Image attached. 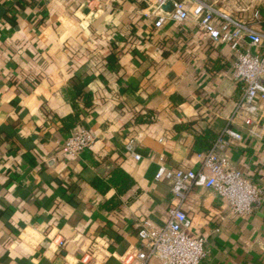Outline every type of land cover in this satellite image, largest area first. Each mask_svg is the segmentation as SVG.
Masks as SVG:
<instances>
[{"label": "crops", "instance_id": "obj_1", "mask_svg": "<svg viewBox=\"0 0 264 264\" xmlns=\"http://www.w3.org/2000/svg\"><path fill=\"white\" fill-rule=\"evenodd\" d=\"M206 1L244 19L259 10L264 33V0ZM155 2L0 0V264H141L139 223L169 219L159 168L197 170L229 127L242 139L225 154L263 195L236 215L200 186L183 208L207 237L203 264H264V99L252 124L235 116L230 46L208 47L193 18L156 28ZM81 115L96 141L72 156L63 145Z\"/></svg>", "mask_w": 264, "mask_h": 264}, {"label": "built area", "instance_id": "obj_2", "mask_svg": "<svg viewBox=\"0 0 264 264\" xmlns=\"http://www.w3.org/2000/svg\"><path fill=\"white\" fill-rule=\"evenodd\" d=\"M170 2L173 10L165 14L162 8ZM155 5L156 28H162L168 20L185 22L193 18L207 39L230 46L235 56L233 77L240 84L241 94L235 116H247L245 123L252 124L258 110L257 101L264 99V33L252 26L253 22L260 20V11L254 10L244 19L221 12L215 4L206 0H156ZM217 20L220 21L218 25ZM246 38L250 40V47H262L263 51L253 53L249 48H241ZM241 139L242 134L229 127L218 136L210 149L200 154L197 170L159 168L156 179L167 182L172 194L169 219L159 229L150 220L139 223L141 243L133 253L135 259L141 264H148L153 258H159L163 264H203L208 251L207 237L190 232L192 221L183 208L196 187L205 186L217 196L225 198L231 214L252 212L263 190L248 179L225 154L232 142ZM95 141L92 129L79 127L66 140L63 148L67 154L78 156L91 149ZM135 142V138H131L126 149L139 160L140 154L134 152Z\"/></svg>", "mask_w": 264, "mask_h": 264}, {"label": "trees", "instance_id": "obj_3", "mask_svg": "<svg viewBox=\"0 0 264 264\" xmlns=\"http://www.w3.org/2000/svg\"><path fill=\"white\" fill-rule=\"evenodd\" d=\"M145 3H147V2H145ZM179 33V32H178ZM180 35V34H179ZM129 36H130V41L132 40V39H134V37L136 36V34L135 33H130L129 34ZM181 36V35H180ZM179 43H181V44H185L186 43V39H181V38H179V40H178V44ZM217 44L218 43H215V42H213V41H209L208 42V47H210V48H215V47H217ZM177 47H179L178 45H177V42L176 43H174V47H172V48H170V49H166V50H164V51H166L165 52V54L167 55L168 53H175V52H177L178 51V49H177ZM163 48H165L164 46H163ZM181 53H182V51H181ZM81 95H83V94H81ZM81 95H80V97H81ZM137 116L139 117V113L137 114ZM75 126V128L73 127V130H72V132L74 133V131L77 129V128H79V127H81V128H90V125H89V123L87 122V121H85V119L83 118V116L81 115V116H77V122H76V125H74ZM212 146V145H211ZM211 146H209V147H207V149L206 150H208V149H210L211 148Z\"/></svg>", "mask_w": 264, "mask_h": 264}]
</instances>
